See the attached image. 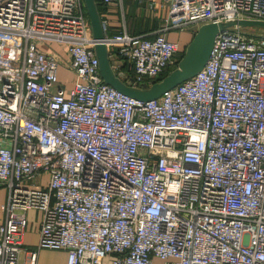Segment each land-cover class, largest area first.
Wrapping results in <instances>:
<instances>
[{
    "label": "built area",
    "instance_id": "1",
    "mask_svg": "<svg viewBox=\"0 0 264 264\" xmlns=\"http://www.w3.org/2000/svg\"><path fill=\"white\" fill-rule=\"evenodd\" d=\"M164 1L154 38L101 21L97 41L82 0H0V264H264V38L218 34L197 75L146 103L105 85L94 54L151 85L176 65L168 32L264 22V0Z\"/></svg>",
    "mask_w": 264,
    "mask_h": 264
},
{
    "label": "water",
    "instance_id": "2",
    "mask_svg": "<svg viewBox=\"0 0 264 264\" xmlns=\"http://www.w3.org/2000/svg\"><path fill=\"white\" fill-rule=\"evenodd\" d=\"M87 17L90 23L92 37L101 41L104 38L100 15L94 0H83ZM252 30L251 35L264 38V22L253 20H236L222 23H211L200 26L194 33L191 41L186 45L183 57L166 76L159 81L147 85H136L132 80L122 81V74H117L111 66L108 52L103 43L94 46V54L98 61V70L103 83L118 93L140 101L150 102L160 98L164 93L171 91L178 85L197 75L209 60L214 40L223 32H240Z\"/></svg>",
    "mask_w": 264,
    "mask_h": 264
},
{
    "label": "crops",
    "instance_id": "3",
    "mask_svg": "<svg viewBox=\"0 0 264 264\" xmlns=\"http://www.w3.org/2000/svg\"><path fill=\"white\" fill-rule=\"evenodd\" d=\"M96 1L99 4L100 19L101 21H105L107 23L108 36H113L121 33L122 31H125L129 36H142L152 39L157 33L160 32L168 19L167 6L164 0H118L109 4H105L103 0ZM194 33L195 29L183 32L174 30L168 32L166 34V37L168 41L177 43L179 45L180 53L191 41ZM63 74L69 73H67L63 69H59L58 80L62 84H67L66 81L61 77L63 76ZM70 76L72 77L71 74ZM72 81L73 77L70 82ZM70 82L68 81V83ZM3 204H1L0 207ZM2 220L3 215L0 212V221ZM25 232L26 230L24 231L23 241L25 238ZM36 233L38 237V224ZM37 237L36 245L38 239Z\"/></svg>",
    "mask_w": 264,
    "mask_h": 264
},
{
    "label": "rangeland",
    "instance_id": "4",
    "mask_svg": "<svg viewBox=\"0 0 264 264\" xmlns=\"http://www.w3.org/2000/svg\"><path fill=\"white\" fill-rule=\"evenodd\" d=\"M83 8H84L85 14H87L84 2H83ZM239 33L240 35L244 37H252V36L247 35L248 33H252V31L250 30L245 31V32L240 31ZM52 46H53L52 47L53 50H59L56 45L53 44ZM59 76H60V73H59ZM61 77L63 80L66 81L67 84H69L68 81L70 82L72 79L70 74H63V76ZM5 196H6V190L3 188L0 189V205L5 202V199H6ZM40 218H41V214L34 210H32V212H29L26 215L27 225L25 229L26 232H25V238L23 241V246L21 247V252H22L20 254L21 262L24 258V253H23L24 251H27V252L36 251V237H37L36 229H37V224ZM37 243H38V239H37ZM64 254L65 253L62 251L42 250L38 255V263L39 264H65L66 254L65 255Z\"/></svg>",
    "mask_w": 264,
    "mask_h": 264
},
{
    "label": "trees",
    "instance_id": "5",
    "mask_svg": "<svg viewBox=\"0 0 264 264\" xmlns=\"http://www.w3.org/2000/svg\"><path fill=\"white\" fill-rule=\"evenodd\" d=\"M95 1V3L97 4V10H98V13L100 14V10H99V4H98V2L96 1V0H94ZM248 31V30H247ZM250 31H252V30H250ZM245 32V31H244ZM185 49V48H184ZM183 53H184V50L182 51V52H180V53H178V55L176 56V65H177V63L179 62V60L183 57ZM175 65V66H176ZM174 66V67H175ZM174 67H172V68H169V69H167L162 75H160V77L158 78V80H160V79H162L164 76H166L167 75V73H169L172 69H174ZM117 74H122V77H123V79H122V81L124 82V81H126V80H129V79H131V70H130V67L127 65V64H125L118 72H117ZM158 80H156V82L158 81Z\"/></svg>",
    "mask_w": 264,
    "mask_h": 264
}]
</instances>
